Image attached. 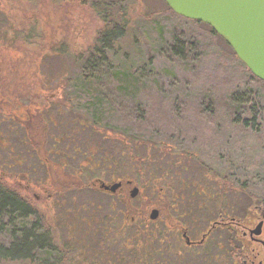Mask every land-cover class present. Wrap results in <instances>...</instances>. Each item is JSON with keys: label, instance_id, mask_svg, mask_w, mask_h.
<instances>
[{"label": "rangeland", "instance_id": "obj_1", "mask_svg": "<svg viewBox=\"0 0 264 264\" xmlns=\"http://www.w3.org/2000/svg\"><path fill=\"white\" fill-rule=\"evenodd\" d=\"M167 7L165 0H0V180L26 197L37 214L49 211L44 209L43 189L51 193L53 188L61 191L66 185L74 186L73 191L78 192L77 203L86 208L100 205L106 209L107 196L89 186L99 178L107 183L120 179L131 182L124 187L127 204H130L129 219L133 214H140L145 230L162 227V215L173 210L158 205L165 207L168 198L176 193L182 198L191 193L196 199L194 203H200L202 198L195 195L193 189L204 184L214 193V198L208 202V207L196 208L192 217L185 213L193 227L192 239L198 241L200 236L194 238L196 230L204 231L210 224L207 219L202 220L206 208L213 212L214 219L216 212L222 210L225 215L241 218L248 225L251 223L249 216L255 215L256 202L251 203L239 189L221 190L196 159L134 140L121 129H105L92 123V117L81 110V106L76 111L71 104L73 93L67 88L73 84L67 79L80 74L82 58L87 56L88 47L94 44L105 24L112 27L117 20L119 27L122 25L120 21L125 20L120 18L121 12L127 14L130 27L123 30L124 36L116 42L119 52L110 53L114 64L123 69L134 59V65H145L147 77L159 78L165 86L173 76L182 83L189 82L191 58H181L171 67L155 50L159 39L156 26L169 29L178 22L166 11ZM103 15L115 20L104 23ZM187 22L193 24L198 33H203V39L208 38L209 27L200 23L195 28L194 22ZM214 42L215 50L229 52V46L222 39L217 37ZM193 47L197 48V44ZM77 52H83L81 59H76ZM83 118L85 121L80 120ZM39 157L49 163L43 162L40 167ZM44 167L46 175L41 172ZM72 173L73 177L69 175ZM77 181L83 183L80 188L76 187ZM132 186L139 189L134 198L129 196ZM152 208L162 213L159 222L149 219ZM180 208L178 206L177 210ZM48 218L45 217L43 223L49 220L54 226V218ZM121 227H113L110 232H117ZM133 229L134 226L124 228L130 233ZM175 237L174 233L169 243L178 246ZM132 240L135 239L131 237ZM223 242L227 248L226 241ZM97 247L99 253L106 248L103 243ZM213 253L206 245L196 244L189 251L182 247L180 264H203L204 257ZM78 260L76 254L70 253L61 264H79ZM0 264L27 262L9 260Z\"/></svg>", "mask_w": 264, "mask_h": 264}, {"label": "trees", "instance_id": "obj_2", "mask_svg": "<svg viewBox=\"0 0 264 264\" xmlns=\"http://www.w3.org/2000/svg\"><path fill=\"white\" fill-rule=\"evenodd\" d=\"M166 11L178 22L172 21L169 29L156 26L159 39L155 50L171 67L181 58H191L189 82L182 83L173 76L165 86L161 79L147 77L145 65H134V59L128 67L118 68L109 56L119 52L116 42L130 27L129 20L121 12L120 18L125 21H120L119 27L117 20L103 15L104 23L115 20L113 26L105 24L99 30L87 56L82 58L80 74L67 79L73 84L67 89L73 93L74 110L79 111L81 106L96 125L121 129L134 140L196 159L221 190L239 189L251 203L264 205V81L250 72L210 25L184 18L169 7ZM187 21L194 22L195 28L200 23L209 27L208 38L203 39V33ZM217 37L229 46V52L215 50ZM82 53L77 52L76 59H81ZM81 184L77 181L76 187ZM204 185L193 190L205 203H194L191 193L185 198L176 193L165 207L158 205L174 213L159 215L163 217L162 230L146 228L147 264H180L182 247L169 243L172 230L177 221L191 223L185 213L192 217L196 208L208 207L213 200L214 193ZM33 206L18 190L0 180V263L23 260L27 264H48L46 238L38 232L43 228L41 220L26 217L35 211ZM178 206L181 208L177 210ZM204 211L202 220L213 214L209 208ZM130 245L134 257L129 264H144L139 237ZM203 264L231 263L218 261L210 254Z\"/></svg>", "mask_w": 264, "mask_h": 264}, {"label": "flooded vegetation", "instance_id": "obj_3", "mask_svg": "<svg viewBox=\"0 0 264 264\" xmlns=\"http://www.w3.org/2000/svg\"><path fill=\"white\" fill-rule=\"evenodd\" d=\"M40 167H43V162L46 165L49 160L43 161L40 157L37 158ZM47 169L41 172L46 175ZM73 174H69L73 177ZM46 181V180H44ZM99 178H95L90 182L92 189L103 196H107L106 209L100 205L95 208H86L78 202V192H74L70 185H66L61 191L52 189H43L46 194L44 196V209L49 211L37 214L35 211L29 213L27 218H35L41 220L42 227L38 232L42 233L46 238V247L50 251L48 264H61L64 261V256L71 253L77 255L79 264H129L132 260L133 253L131 251V237L137 240L139 237L140 245L143 247L141 255L144 256V264H147L146 244H145V222L140 218L141 215H131L129 219V207L127 204L124 187L131 183L127 180L120 179L122 184L115 193L103 190L99 187ZM104 182V181H103ZM107 183V182H106ZM114 183V182H113ZM97 186V187H96ZM38 199V197H37ZM255 215L252 217L251 223L248 225L233 215H225L221 212L217 214V218L209 216L210 223L206 230L197 229L194 235L200 236L197 241L190 236L193 229L188 221H177L172 230L176 237L179 246L186 248L187 251L193 246L206 245L209 249L214 250V257L218 261L231 264H264V205H255ZM99 211H105V214ZM228 216V218H227ZM52 217L55 220L54 226L43 223V219ZM248 219L247 216L244 217ZM181 219H183L181 217ZM152 221H157L152 220ZM158 221L160 219L158 218ZM163 221V220H162ZM135 223L136 225H133ZM143 225H142V224ZM122 226L117 232H110L113 227ZM134 226L131 233L124 228ZM163 226V225H162ZM162 230L163 227H157ZM173 233V234H174ZM179 234H181L179 236ZM58 235H64L58 237ZM222 240V241H221ZM227 243V249L225 243ZM106 248L99 253L98 245ZM104 248V247H103ZM211 252V251H210ZM68 258V257H67Z\"/></svg>", "mask_w": 264, "mask_h": 264}, {"label": "water", "instance_id": "obj_4", "mask_svg": "<svg viewBox=\"0 0 264 264\" xmlns=\"http://www.w3.org/2000/svg\"><path fill=\"white\" fill-rule=\"evenodd\" d=\"M178 15L210 25L236 52L250 72L264 81V0H165ZM130 182V181H129ZM100 182L99 187L113 193L121 186ZM129 196L139 189L132 186ZM159 211L150 209L149 219L156 220Z\"/></svg>", "mask_w": 264, "mask_h": 264}]
</instances>
